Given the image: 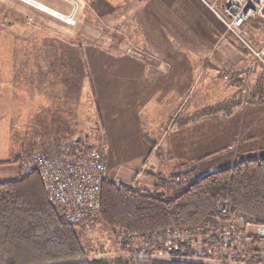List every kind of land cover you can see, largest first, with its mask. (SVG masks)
I'll return each instance as SVG.
<instances>
[{"label": "rangeland", "instance_id": "374dc122", "mask_svg": "<svg viewBox=\"0 0 264 264\" xmlns=\"http://www.w3.org/2000/svg\"><path fill=\"white\" fill-rule=\"evenodd\" d=\"M40 1L63 13H69L72 7L69 0ZM74 1L77 4L74 24L68 25L46 12L37 11L23 4L20 0H0V55L4 57L0 58V61H4V68L8 67V78L2 81L0 77V84L7 87L4 89L6 96L9 95L12 98L13 92L19 90V95L14 96L23 98L22 105H20L15 100L16 98L13 99L15 101H9V97H6L7 106L5 108L14 109L15 112L6 115L5 119H9V122L5 120L3 129L9 138L12 137L11 145L16 143L21 135H27L26 137L30 138H22L25 141L23 152H30L35 147L30 153L19 155L20 161L25 163V167H30L32 165L28 159L32 153L50 145H56L60 141L70 142L79 137L81 145H92L96 150L104 153L107 178L117 182L135 184L137 187L147 186L152 181L146 169L161 176L178 172L181 178L178 180L184 183L213 170L206 168L209 165L208 162H196L198 158L204 156L203 152L206 147L204 149L202 136L195 137L193 133L196 131H189L191 125H196L190 118L194 111L197 113L217 104L236 110L240 108L239 105H234L236 101L243 105L247 101L250 102L252 97L258 100L259 92L264 87V75L262 69L255 67V62L250 59L244 46L238 44L220 26L218 32L220 38L209 56L187 58L185 68L192 70L184 75L183 83L190 86L195 73L194 85L189 89H186L187 87L180 89L178 92L171 91V98L164 106L145 105L151 110L157 111L165 107L171 111L167 114L168 118L163 121L159 116L155 117L153 124L156 128L153 133L148 132L152 129V124H144L143 121L146 119H140L141 126H143L140 136L143 137L146 150L150 149V160L147 165L142 167L143 156L140 159L128 160L131 155L119 153L120 160L128 161L121 166H116L114 163L112 167L113 155L106 149L109 140L103 127L101 129L99 119L101 113L102 118H105L104 114L107 113L115 114L109 109V106L113 104L110 95L112 91L97 90L95 87H102L101 84L111 82L108 80L111 76L115 78L124 76L126 69L128 72H133L137 71L135 66L156 64L152 49L166 48V45L170 43L169 39L177 34L174 32V27L164 25L152 28L149 27L151 22L148 20H142L144 25H140L134 18H131L138 6L146 5L147 1L151 2L150 0ZM170 5L173 9L179 7L175 0L167 3L165 7L170 9ZM165 11L168 12V10ZM168 21H171V18ZM180 29L184 30L185 34L195 31L192 24ZM153 31H158V34ZM258 33L253 26L247 39L253 44H258L260 38V33ZM149 36L154 42L153 46L149 43ZM160 41L161 44H159ZM170 44L175 47V50H179V53L185 52L178 49L180 46L175 39ZM203 53L200 52V54ZM91 69L107 70L112 75L99 74L94 71L92 76ZM92 82L95 89L92 87ZM12 89L14 91H11ZM98 92H100L99 102L102 103L100 114L96 108ZM188 92L185 105L174 107V104ZM1 93L4 92L0 90ZM29 96L30 100L24 101V98ZM2 102L3 97L0 96V111L5 105ZM49 102L52 104L62 102V106L65 105L63 113L53 112L54 106H49ZM169 104L172 105L166 107ZM18 108L23 109L20 122L14 118ZM223 109L227 111L226 108ZM57 110L55 108L54 111ZM168 110L164 113L166 114ZM216 110L212 114L207 113L202 116L207 117L211 114L212 117H222V112H215ZM179 111L180 113L176 116ZM230 115L232 114H225L218 125L213 120L210 124L211 128L215 130L218 127L227 132L231 126L228 120ZM242 115L243 112L238 111L237 120L242 118ZM12 119L13 123L10 122ZM198 128L201 131L199 134L202 135L203 123H200ZM34 134L37 140H34ZM0 141L9 143L5 135L3 138L0 136ZM30 141L32 143L27 145ZM2 156L0 154V159ZM4 156L6 159L15 158L17 155L4 154ZM17 162L13 160L11 163L10 161L0 163V181L15 178L16 165L14 163ZM238 225L242 227L240 228L241 235L237 234L234 229L231 230L233 232L231 236L235 242H232V245L236 244V248L231 246L229 250L218 254L207 252L214 262H222L221 257L223 256L226 257L224 259H229V262L232 259L231 263L238 262L237 257L248 258L251 254L249 246L253 245L260 248L258 252L260 258L264 255V234H255L256 225L248 223L246 218L241 219ZM80 228L90 258L114 259L128 255L123 254L117 243L122 236L119 235L117 238L116 234L100 221H87ZM137 240L139 239L133 240L134 245H137ZM252 241L256 242L253 244ZM155 257L163 258L164 255L155 254Z\"/></svg>", "mask_w": 264, "mask_h": 264}, {"label": "trees", "instance_id": "16d2710c", "mask_svg": "<svg viewBox=\"0 0 264 264\" xmlns=\"http://www.w3.org/2000/svg\"><path fill=\"white\" fill-rule=\"evenodd\" d=\"M76 11L77 6L74 16ZM205 109L196 116L216 109L226 115L233 111L222 104ZM80 143L69 142V160L85 159L95 149ZM145 171L152 180L147 186L105 176L97 212L82 222L66 219L34 166L18 179L0 181V264H264V255L260 258V248L254 245L248 258L237 257L236 263L225 256L214 262L208 255L236 248L231 230H242L232 219L264 226V157L241 158L185 183L178 174ZM90 220L100 221L117 238L121 235L118 246L128 255L90 258L80 228ZM227 227L231 233L224 235Z\"/></svg>", "mask_w": 264, "mask_h": 264}, {"label": "crops", "instance_id": "0c3cea01", "mask_svg": "<svg viewBox=\"0 0 264 264\" xmlns=\"http://www.w3.org/2000/svg\"><path fill=\"white\" fill-rule=\"evenodd\" d=\"M150 1L151 2L147 1L146 5L138 6L135 10L136 13L131 15V18H134L140 25H144L142 20H148L151 22L149 27L152 28H156L158 26L162 27L164 25L174 27V32L177 35H174L172 39H169V42L171 43L173 39H175V41L179 43L180 46L178 49H182L185 52L179 53V50H175V47L170 43L166 45L167 47L164 49H152V51H154L153 58H156V64L153 65L150 63L147 65L145 64L142 66H135L137 67V71L133 72H128V69H126L127 71L124 72V76L117 78L111 76L108 79L111 80V82H108L107 84H101L103 85L102 87H95L97 90L112 91L110 95L113 104L109 106V109H111L110 111H113L115 114L107 113L104 114L106 117L102 118L101 113L99 118L101 129L103 127L109 140L106 149L111 155H113V158L111 159L112 167H114V163L116 166H121L125 161L131 159H140L142 156L144 157L142 161V167L147 165V162L150 160V149L146 150L143 137L140 136V132L143 129V126H141L142 121L140 119H146V121H143L144 124H152V129L150 128L151 130L148 132L153 133L154 129L156 128V126L153 124L155 117L159 116L161 121H163L164 119L168 118L167 114H169L171 111L165 107L160 108L157 111L151 110L147 109L145 105L158 104L159 106H164L168 104L171 98V91L178 92L180 89L182 90L185 87H187L186 89L192 87L195 82V73L194 77H192V83L190 86H186L183 83L185 78L184 75L190 73L192 70L185 68L187 58L194 56H209L211 51H213V46L220 38L218 32L220 30L221 24L218 22L212 12L202 3H200L199 0H175L179 5L177 9H173V6L171 5L170 9L165 7L167 3H171L173 0ZM23 4L25 3L23 2ZM165 10H168V12ZM170 18L171 21H168ZM191 24L195 28V31H192V33L188 32L185 34L183 33L184 30L180 29L182 27H188V25ZM153 32L158 34V31ZM149 41L151 46H153L154 42L151 40V37L149 38ZM161 43L162 42L160 41L159 44ZM186 43L189 44L187 45ZM186 52H189V54H186ZM200 52L204 53L200 54ZM213 53L215 54V50ZM249 56L248 57L255 62V67L262 69V73L264 75V67L250 54ZM0 58L4 57L0 55ZM3 62L4 61H0V77L2 78V81H6V77L8 78V67L6 64V68H4ZM221 63H224V61H221ZM222 66L225 67V65ZM60 69L64 70L62 67H60ZM94 71L99 74L105 73L112 75V73H109L107 70L100 71L99 69H91L90 73L92 76ZM16 74L19 75V73ZM92 87L94 88L93 82ZM0 88V90L4 92L1 93L0 96L3 97L2 103L5 104L3 105V110L0 111V136L3 138L5 135V137H8L9 141V143L0 141V154L3 155L1 157L2 159H0V163H7L9 161L11 163V161L17 159L19 155L30 153L35 149V147H33L30 152L22 151L24 146L23 144L25 143L22 138L30 139L29 137H26L27 135L19 136L16 143L12 145L10 144L12 137L9 138V136L5 134L3 124L5 123V120L9 122V119H5L6 115L14 113L15 110L5 108V106H7L5 102L7 101L6 97H9V101H18L20 105H22L21 101H23V98L14 96L15 94L19 95V90L14 91L12 89L11 91L14 92L12 94V98H10L9 95H5L4 89L7 87L3 84H0ZM99 93L100 92L97 93L98 98L96 108L100 114L99 110L102 109L100 104L102 103L99 102ZM262 93L264 94V87H262V90L259 92L260 96L258 97V100H254L252 97L250 102L247 101L245 102L246 104L244 103L243 105L238 104V107L240 108H237L236 110L235 108L233 109L231 112L232 115L228 116L231 126L228 128L227 132L225 129H219L218 127L214 130L211 128L212 125H210L212 124L213 120L216 121L217 125L220 124L225 114H222V117H212L210 116L212 114L211 113L205 117L206 115L196 116L194 111V117L192 115V118L190 119L193 121V123H196V125H191L189 131L195 130L196 132L193 133L195 137L202 136L204 149L206 147V150L203 152L204 156L198 158V160H203L198 163L208 162L209 165L206 166L207 169H217L241 158L264 157V95ZM188 95L189 92L186 94V96H182L181 99L174 104V107L175 105L184 106ZM29 98L30 96L26 99L24 98V101L30 100ZM31 98H33V96H31ZM170 105L172 104H169L166 107H169ZM49 106H54L52 109L53 112L59 111L62 114L64 111L63 107L65 105L62 106V102L56 104L49 102ZM55 108L58 110L54 111ZM165 110H168L166 114L164 113ZM238 111L239 113L243 112V115L242 118L237 120L236 116L238 115ZM22 112L23 109L18 108L14 117L19 122L21 121ZM179 113L180 111L177 112L176 116ZM10 122L13 123V119ZM200 123H203L204 132L202 131V135L199 134V132H201L198 128ZM162 134L163 131L161 132V135ZM34 135V140H37L36 134ZM31 143L32 141H30L27 145H30ZM119 153H123L124 155L127 153L129 156H131L128 160L123 159L122 161L119 158ZM4 154H14L17 156H15V158L10 157L5 159ZM14 164L16 165L15 178L11 180L18 179L25 175L26 169L28 168L25 167L24 162H17ZM111 166H109V168H111ZM176 174H178V172L174 175ZM255 234L263 235L264 227L256 225Z\"/></svg>", "mask_w": 264, "mask_h": 264}, {"label": "built area", "instance_id": "2783aa9c", "mask_svg": "<svg viewBox=\"0 0 264 264\" xmlns=\"http://www.w3.org/2000/svg\"><path fill=\"white\" fill-rule=\"evenodd\" d=\"M20 1L37 11L46 12L60 19L65 24H74L76 3L72 0L70 1L74 6L69 13L60 12L40 0ZM199 2L212 12L225 32L244 46L264 67V0H199ZM253 26L260 33L258 44H253L247 39ZM68 146L67 140L50 145L32 153L29 162L32 167L38 169L51 197L64 209L66 219L82 222L89 217L92 218L97 212L100 183L107 173L106 159L102 151L92 149L87 158L71 161L66 157ZM227 208L225 207V210ZM240 221L241 218L237 217L230 223L238 224ZM228 227L225 228L224 235L231 233ZM237 227L241 228L239 225ZM236 233L241 235L237 230Z\"/></svg>", "mask_w": 264, "mask_h": 264}, {"label": "water", "instance_id": "95a60500", "mask_svg": "<svg viewBox=\"0 0 264 264\" xmlns=\"http://www.w3.org/2000/svg\"><path fill=\"white\" fill-rule=\"evenodd\" d=\"M75 9V8H74ZM77 140H79V137H78V139Z\"/></svg>", "mask_w": 264, "mask_h": 264}]
</instances>
